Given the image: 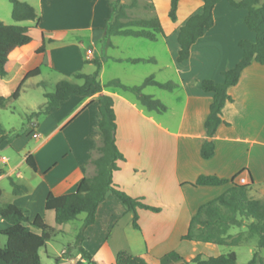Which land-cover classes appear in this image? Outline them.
<instances>
[{
	"label": "crops",
	"instance_id": "crops-1",
	"mask_svg": "<svg viewBox=\"0 0 264 264\" xmlns=\"http://www.w3.org/2000/svg\"><path fill=\"white\" fill-rule=\"evenodd\" d=\"M25 1L36 8L40 19L15 21L29 27L33 40L19 49L10 74L0 77V97L6 98L0 104V110L11 107L15 110V102L21 98L26 86H32L33 79H43L44 75H53L55 86L62 79H75L82 83L74 74L94 72V60L102 63L99 74L102 84L119 78L127 85H138L151 74L164 82L168 81L162 75L166 68L172 67L176 73L177 86L170 91L169 97L163 94L160 98L168 107L165 112H171L168 116L165 112L148 110L128 91L113 87L104 89L114 97L116 143L126 157L120 162V169L113 174L114 182L130 195L143 197L144 202L158 206L160 210L139 209L140 228H135L133 213L112 192H108L98 206L94 223L85 229L84 248L96 261L113 264L119 250L141 256L150 264H185L184 261H191L199 254L218 256L230 251H236L238 257L239 251L233 249L234 246L184 240L183 236L199 207L228 190L238 175L248 178L252 183L250 192L259 195L257 198L264 196V63L253 61L242 70L238 83L228 88L232 101H228L222 110V118L228 123L223 122L216 130L214 155L204 158L201 154L207 138L205 121L213 101V93L203 90L201 82L203 79L223 82V72L234 67L242 57L239 41H255V32L245 22L248 10L234 8L228 0H221L214 8V25L192 45L190 57L178 62V32L188 18L174 29V48L169 45L164 29L165 36L153 41L160 46L162 44L158 51L156 47L140 43L139 49H147L148 54H129L115 39L120 35L105 36L104 27L111 15L109 0ZM202 9L203 2L199 3L196 13ZM43 32L45 48L40 51ZM165 52H169L170 60L163 57ZM135 57H154L155 61L134 63L127 60ZM36 67L40 68V74L22 82L25 75ZM107 71L111 74L106 77ZM20 84V94L12 101L10 96ZM39 84L44 86L45 81L41 80ZM149 87L151 85L144 90ZM99 95L100 92L95 90L83 95L73 94L52 107L49 113L36 116L30 121L31 126L21 133H12L1 144L0 204L21 206L31 220L40 214L48 225L56 229L46 221L53 211L45 206L48 193L63 195L74 192L84 177L95 173L94 159L99 155L101 143ZM151 95L160 97L155 92ZM44 102L37 104V108ZM29 107L33 109L34 104ZM34 132L39 136L33 137ZM30 154L36 169L28 164ZM202 174L227 179L228 182L195 185ZM10 179L25 186L26 190L19 194L13 191V200L6 202L2 200V182L8 180L11 185ZM122 215L128 220L120 246L109 245L113 237L110 234L109 238L102 236L94 248L99 232L105 233L108 229L113 232ZM7 226V222L0 218V229ZM80 226L75 225L74 231L77 232ZM32 228L41 232L39 228ZM103 250L107 254L96 257ZM256 250L255 241L247 249V262ZM172 251L178 257L164 258ZM80 258L81 253L77 249L76 259ZM83 260L85 264L89 262Z\"/></svg>",
	"mask_w": 264,
	"mask_h": 264
},
{
	"label": "trees",
	"instance_id": "trees-1",
	"mask_svg": "<svg viewBox=\"0 0 264 264\" xmlns=\"http://www.w3.org/2000/svg\"><path fill=\"white\" fill-rule=\"evenodd\" d=\"M12 4V18L15 21L39 20L40 16L36 8L25 0H8ZM203 9L199 13L191 15L178 32L179 51L177 61L183 62L190 57L192 45L210 29L215 22L214 8L221 0H201ZM234 8H245L248 14L245 17L246 25L255 32L256 39L251 41L241 39L239 46L242 49V57L236 65L223 72L224 81L217 83L211 79H203L201 87L203 90L213 93V101L210 112L205 121L207 138L204 141L201 154L204 158H211L215 153L214 135L223 122L222 110L232 97L228 88L238 83L242 70L253 61L264 63V1L262 0H228ZM113 10V18L104 27L105 36L112 35L143 37L151 41H157L165 36L161 20L157 14L149 18L129 19L127 10L136 7L139 0H131L124 3L122 0H110ZM180 0H171L169 16L177 21ZM149 8L155 9L151 3ZM41 47L45 48V32ZM52 38H50L51 40ZM33 37L29 34V27L20 24H6L0 21V77H7L12 70V62L21 47L29 45ZM123 60V59H120ZM127 60L137 62H154V57H135ZM96 70L92 73L77 72L74 77L81 79L82 83L69 79L57 82L53 92H44L46 101L33 111L30 117L50 112L54 106L61 101L67 100L71 95L88 94L92 90L100 92L98 97L101 117L99 129L101 131V143L98 147L99 155L94 159L95 173L86 176L80 182L76 191L54 195L48 193L45 206L55 213V222L63 224L79 218L84 213L85 218L75 235V246L78 247L81 258L75 264H85V260L93 264H113L106 261H96L94 256L82 245L85 239V229L96 218L100 203L106 198L108 192H112L129 211L133 213V225L140 228L139 209L159 211L160 207L144 202L143 197H134L123 190L114 182L113 174L120 169V162L126 157L118 148L116 143V112L114 108V97L104 92L105 88H118L132 93L141 105L148 110L163 113L168 107L160 99L143 90L146 86H157L166 90H173L177 83L173 81H158L153 74L147 76L139 85H127L119 78H113L102 84L99 78L101 61L94 60ZM40 74V68L30 70L22 82L30 77ZM21 82V84H22ZM21 84L11 94L10 98L19 96ZM6 100L0 97V104ZM12 131H8L0 123V146L10 138ZM28 164L36 169V163L30 154L27 157ZM13 191L16 194L26 190L23 185L17 184L10 179ZM228 182L214 175H200L194 182L195 185H220ZM252 183L233 185L220 196L202 204L197 213L190 220L188 232L183 236L184 240H195L211 242L219 245L237 246L243 242L256 241L258 249L264 248V196L255 198L250 195ZM1 195V189H0ZM0 218L8 224L6 228L0 229V234L7 239L4 246H0V264H42L40 249L46 246L47 240L55 230L48 225L42 215L38 214L31 220L23 208L14 203L0 204ZM32 227L41 229L35 231ZM232 227H245L236 234L230 233ZM256 251L247 264H264L263 257ZM166 257H178L175 251L165 255ZM237 252L230 251L218 256H195L191 261L184 263L193 264H236ZM115 264H150L145 258L133 255L126 250H119L116 255Z\"/></svg>",
	"mask_w": 264,
	"mask_h": 264
},
{
	"label": "rangeland",
	"instance_id": "rangeland-1",
	"mask_svg": "<svg viewBox=\"0 0 264 264\" xmlns=\"http://www.w3.org/2000/svg\"><path fill=\"white\" fill-rule=\"evenodd\" d=\"M32 2H35V1H32ZM122 2L130 3L131 0H122ZM170 2L171 0H139V4L136 7L129 8L127 12H128L129 19L149 18L153 16V14H157L161 20L163 28L165 29L168 35V43L172 48H174L175 43H176L175 37H174L175 27L183 23V21L189 18L192 14H195L196 12H198L197 10H198L199 3H201L202 1L201 0H180V4H179L180 8L178 12L177 21H173L169 16ZM151 3L155 5L154 10L149 8V5ZM112 18H113V10L111 7V15L108 18V21L112 20ZM0 21L6 24H16L15 20L12 18V4L8 0H0ZM115 39L118 42L121 49H123L125 53H129V54H148L146 53L147 49H143L144 51L139 49L138 46L140 43H146V44L151 45V47H156L157 51L159 50L158 47L160 46L159 44L154 43L153 41L147 38H141L140 40H138V37L117 36ZM160 43H163V42H160ZM163 57L166 58L167 60H170L171 58L169 52H165L163 54ZM109 74H111V72L107 71L106 77L109 76ZM162 75L166 76L164 78H166L168 81H173L176 83V79H175L176 73H175L174 68L172 67L166 68V70L163 72ZM54 79L55 77L53 75H50V76L44 75L43 79L42 78L35 79V80L33 79L32 80L33 85L26 86V89L22 92L21 98L15 102V108H16L15 110L12 107L5 109V110H0V123L6 129H8V131L11 130L12 133H18V132L21 133L28 126H31L32 124L30 121L35 120V117H30V115L33 111L38 110L37 104L44 102L46 100L44 96V92L45 91L53 92L55 90ZM41 80L45 81L44 86L42 84L37 85L38 83H40ZM73 81L76 82L75 79H73ZM143 91L147 94H152V92H155L158 96H160L157 98L160 99L161 97L163 98L162 96L163 94L169 97L171 95L170 91L172 90L160 89L156 86H151ZM130 95H133V94L130 93ZM11 100L14 101L13 99ZM160 100L165 104V102L162 99ZM166 101L169 102V98H166ZM32 103L34 104V108L30 109L29 105ZM169 113L171 112H167L165 115L168 116ZM2 186L4 188V194H3L2 200L6 202L13 200L14 198L13 189L9 181L5 180L4 182H2ZM250 194L252 197H255V198L259 196V195H254L252 191L250 192ZM84 218H85V214L82 213L79 215V218L77 220L71 221L67 223V225L62 227L61 224H57L55 222V213L51 211V214L46 217V221L49 224H52L54 227H56V229L51 233V237L47 240L46 246L40 249V256H41L42 264H75L77 260L76 255H77L78 247L75 246L76 232L74 231L75 230L74 226L77 224L81 225ZM127 220H128L127 217L122 215L120 218L119 224L114 228L113 232H111L109 229L105 233L104 231H100L99 234L97 235V238L94 240V243H93L94 248H97L98 242L102 236H104V238H109L110 234H112L113 237H111L112 239L109 241L110 243L109 245L113 247H116L118 245L120 246V244L124 240L123 235L125 233L123 232V230L126 229ZM102 225H103V222H102ZM63 230H65V232ZM241 230L242 229L238 227H234V228H231L230 232L232 234H236L240 232ZM6 241H7L6 237L0 234V246H4L6 244ZM252 244H255V240H251L249 242H243L240 245H238L239 247H235V246L233 247V249L239 251L237 264H247L248 263L247 258L249 255L247 253V249H249V247ZM257 250L264 254V248L263 249L257 248ZM103 254H107V252L103 250L101 253L100 251L96 257L100 258L101 256H103ZM86 264H93V263L87 262ZM187 264H193V263H187Z\"/></svg>",
	"mask_w": 264,
	"mask_h": 264
},
{
	"label": "built area",
	"instance_id": "built-area-1",
	"mask_svg": "<svg viewBox=\"0 0 264 264\" xmlns=\"http://www.w3.org/2000/svg\"><path fill=\"white\" fill-rule=\"evenodd\" d=\"M33 137H38L39 134L38 133H32ZM233 183H237V184H249V180L246 176L244 175H238L236 177L233 178Z\"/></svg>",
	"mask_w": 264,
	"mask_h": 264
}]
</instances>
